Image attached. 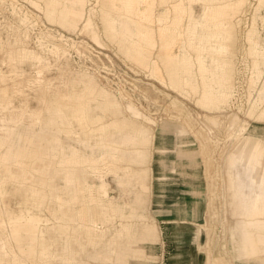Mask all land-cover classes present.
I'll return each mask as SVG.
<instances>
[{
	"label": "rangeland",
	"instance_id": "rangeland-1",
	"mask_svg": "<svg viewBox=\"0 0 264 264\" xmlns=\"http://www.w3.org/2000/svg\"><path fill=\"white\" fill-rule=\"evenodd\" d=\"M46 1L0 0V128L12 129L0 130V192L9 220L38 222L51 245L48 264L72 256L76 264H173L192 256L191 264L264 261L261 244L245 243L247 222L264 221V210L248 216L234 193L238 187L248 195L251 169L232 161L241 157L242 141L264 149V91L252 83L260 58L251 42L257 34L250 33L264 37V0L226 1L222 10L224 27L211 42L221 51L207 52L231 67V92L221 104L201 101V82L194 91L172 85L168 74L190 11L198 16L217 5L64 0L72 16L61 22L45 16ZM125 124L146 131V141L139 148L116 144V156L105 154L102 145ZM162 140L166 167L158 157ZM140 150V160L129 159ZM22 169L36 180L11 178ZM29 189L40 195L27 198ZM182 199L188 208L175 209ZM196 201L200 210L191 213L188 204ZM84 229L100 239L97 246L85 243ZM20 239L30 236L21 232Z\"/></svg>",
	"mask_w": 264,
	"mask_h": 264
},
{
	"label": "bare ground",
	"instance_id": "bare-ground-1",
	"mask_svg": "<svg viewBox=\"0 0 264 264\" xmlns=\"http://www.w3.org/2000/svg\"><path fill=\"white\" fill-rule=\"evenodd\" d=\"M194 1L208 2L209 6H217H214V8H204L198 16L193 15V13H191L190 11L185 29V34L187 36L186 41L182 43L178 54H174L173 56L168 57V68L170 69L168 71V74L171 77L172 85L178 86L180 84H188L194 91L197 90L199 82H201V101L205 103L221 104L227 99L231 92L230 88L227 85V82L230 81L229 74L231 72L229 71L231 67L230 65H227L225 63V60H223L222 58L209 56L207 55V52L213 51L216 53H220L221 50L219 48L221 47L217 46L218 48H213L211 42H214V38L219 35L218 31L224 27L222 21L225 16V12H223L222 10L223 8L230 6V4H228L226 1L230 2L232 5L236 3L234 2V0H214L221 2L220 5L215 4L214 2H212V0ZM161 2L165 3L167 1L162 0ZM44 12L45 16L50 21L57 18L61 22H67L70 18V15L72 16L71 12L69 11V7L64 0H47L45 3ZM109 16L110 15L107 16L108 22H111L112 24L114 19ZM168 18L169 16L166 13H163L161 16L162 20H167ZM138 28L142 29L140 25H138ZM176 31L177 26L175 24L172 29L169 30V33L170 35L173 34L174 36ZM250 33H252L253 35L257 34V37H254L251 42L254 45H258L256 47L255 53H257L260 58V60L254 59L253 61L252 67L255 72V79L252 81V83L254 85H261V91H264V37L261 36V33L257 29L250 30ZM134 49L135 45H131L128 51L133 52ZM189 49H191L192 53L194 51V56H191ZM28 58H30V56ZM106 100L107 99L105 98V101ZM108 101L109 100H107V102ZM256 103V101H252L251 99L250 106L252 104V107H255L254 104ZM97 104L98 105L96 106H100V104H103V102L99 103L98 101ZM104 104L106 103L104 102ZM92 110L91 112H93ZM61 112L62 110L58 109H55V111L53 112V114L57 115L59 124H63V114H61ZM88 120L90 122L93 120V116L91 114L88 115ZM47 123H52V121L50 120ZM6 127V125L2 126L0 130H6L9 135H11L10 130L12 129ZM9 135H6L5 133V136L7 138ZM144 141H146V131L141 128H132L128 124H125L124 129L121 132L115 131L114 135L108 136L107 142L104 143L102 141L100 142L101 144H99V146L104 143L102 145L104 153L113 154L116 156V144L128 146L131 148H139L137 147V145L143 144ZM161 143L164 145V148L160 151V155L158 157L160 159L161 166L166 167V164L164 166V162L167 159L165 144L163 140L161 141ZM2 146L3 142L2 140H0V148H2ZM237 150H241V157L239 158L238 156L234 155L232 161L234 163H239L241 166L249 167L251 169V173L249 178L250 188L248 195L245 197V193H243L241 189L236 187L234 192L235 198H237V203L243 207L245 213L248 216H256L260 209L264 210V149H260L258 144L255 142L250 143L242 141V144L237 146ZM97 151H100V149H98ZM136 153L137 156L135 158L129 157V159L140 160L142 158V151H136ZM4 162L5 161L3 159H0V171L5 166ZM27 174L28 172L22 169L18 173H11V178L15 181L23 180L27 177L30 178V180H36L33 174H28L29 176ZM160 179L163 180L162 175H160ZM230 181L232 185L234 184V182H236L235 177L231 174ZM26 191L27 198L29 199H31L33 196L40 195V190L37 189H29ZM65 191H67L66 188ZM1 198L2 195L0 192V264H35L34 262L36 259H41V262L43 264H48L45 259L51 256V245L44 243V237L43 235H41V228L38 222H31L29 220L15 223L11 222V220H9L7 214L5 213L6 210L3 207V199ZM183 202L184 199L178 200L176 205L182 204ZM188 205L190 212H194L195 205L193 203H189ZM186 208L188 207L186 206L184 209ZM247 224L250 227L245 231V243L252 244L251 247H256L255 244L257 243L261 244L262 248H260L258 251L264 254V221L259 218L257 220L248 221ZM251 227H254L256 229ZM62 228H64L65 230H72L65 225H63ZM79 229L81 228H77V230ZM21 232H25L26 234H28L30 236V239L26 241L20 239ZM257 234L258 239L254 240V237ZM86 242H88L89 244L94 243L95 246H97V244H99L100 242V239L96 238V241L93 243L89 242V240H86L85 243ZM80 243L81 242L79 241V246L81 247ZM251 253L253 254V256L254 254H256L254 251ZM75 260L76 259L73 256L67 257L66 262L67 264H76ZM255 260L256 262L253 263L264 264V261L259 257H255Z\"/></svg>",
	"mask_w": 264,
	"mask_h": 264
},
{
	"label": "crops",
	"instance_id": "crops-1",
	"mask_svg": "<svg viewBox=\"0 0 264 264\" xmlns=\"http://www.w3.org/2000/svg\"><path fill=\"white\" fill-rule=\"evenodd\" d=\"M189 203H192V202H189ZM193 204L195 205V208H194V212H192V213H195V212H197V211L200 210V203H198V201H196V202H193ZM182 206H183V204H179V205H175L174 207H175V209H184L186 207V206H184V207H182ZM119 210L122 211L123 208H121ZM183 228L186 229L187 227L184 226ZM84 230L86 231V233H85V240H89V242H91V243L95 242L97 237L96 236L95 237L94 236L92 237V235L89 233V230H87V229H84ZM138 235L139 234H136V232H132V234L130 236H134L135 237V236H138ZM176 238L179 241V236L176 237ZM136 245L138 246V245H140V243L139 244H136ZM137 250H139V248H137ZM140 255H141V252H137V257H139ZM194 262H195V260H194V258L192 256V257H190V260L187 259V260H184V261L182 260L181 261V259L180 260L177 259L176 261H174L173 264H191V263H194Z\"/></svg>",
	"mask_w": 264,
	"mask_h": 264
}]
</instances>
